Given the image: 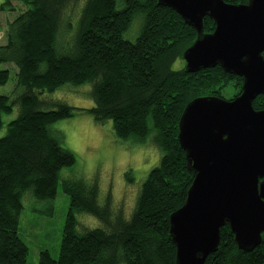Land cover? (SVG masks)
I'll return each mask as SVG.
<instances>
[{
    "label": "trees",
    "instance_id": "16d2710c",
    "mask_svg": "<svg viewBox=\"0 0 264 264\" xmlns=\"http://www.w3.org/2000/svg\"><path fill=\"white\" fill-rule=\"evenodd\" d=\"M2 1V12H14L12 3L23 10L6 24L0 46V65H13L16 71L12 93L0 95V129L3 117L18 109L0 138V264H26L28 248L18 236L23 199L55 197L59 172L72 167L75 157L51 127L77 112H87L97 123L110 121L119 142L154 145L160 159L141 184L127 220L109 222L107 208L97 204L96 185L62 181L69 208L58 258L43 250L37 264H174L168 218L183 205L192 182L177 140L180 114L195 98L224 99L225 88L231 90L232 100L243 80L219 67L194 74L173 70L195 31L157 0H84L68 47H58L57 37L63 10L76 0ZM135 21L137 35L130 41L124 37H131ZM203 26L204 33L214 29L208 18ZM8 79L9 71L0 70V87ZM84 86L90 87L87 96L93 102L87 110L40 100L63 88ZM252 108H264L263 95L254 99ZM82 214L98 220L101 228L78 227L76 217ZM204 264H264V237L252 252L243 253L225 225L216 252Z\"/></svg>",
    "mask_w": 264,
    "mask_h": 264
},
{
    "label": "water",
    "instance_id": "95a60500",
    "mask_svg": "<svg viewBox=\"0 0 264 264\" xmlns=\"http://www.w3.org/2000/svg\"><path fill=\"white\" fill-rule=\"evenodd\" d=\"M195 31L181 55L184 72L219 67L243 80L232 100L204 96L188 102L177 140L192 177L183 205L168 218L174 264H204L230 229L239 251L250 253L264 237V0L228 5L222 0H157ZM208 18L214 29L204 33Z\"/></svg>",
    "mask_w": 264,
    "mask_h": 264
},
{
    "label": "rangeland",
    "instance_id": "374dc122",
    "mask_svg": "<svg viewBox=\"0 0 264 264\" xmlns=\"http://www.w3.org/2000/svg\"><path fill=\"white\" fill-rule=\"evenodd\" d=\"M83 1H70L63 10L57 37L58 47H68L71 44ZM2 4L3 1L0 0V7ZM11 5L14 12L0 10V46L5 43L6 24L12 22L23 10L19 4ZM138 24L135 21L130 29L131 37L125 36V39L134 40ZM182 68L184 63L180 59L172 67L173 70ZM0 70L9 71L8 82L0 87V95H10L15 85L16 71L13 65H0ZM89 92V86L72 90L63 88L51 95H44L40 100L45 105L59 101L78 110H87L93 106L92 100L87 96ZM231 94V90L225 88L222 97L228 100ZM17 114L18 109L14 108L11 115L3 117L0 138L6 132V124L16 118ZM51 129L62 135L60 144L74 155L75 164L59 172L58 186L52 200L38 201L29 196L23 199L18 236L28 248L26 264H37L38 255L43 250L48 251L53 260L58 258L61 234L69 208V198L61 189L62 181L82 182L89 188L96 185L97 204L102 210L107 208L109 222L113 223L118 217L127 220L133 211L141 184L160 159V151L154 145L139 144L132 140L119 142L112 134L110 121L97 123L87 112H77L70 119L60 120ZM76 219L78 227L101 228L100 222L89 215L82 214Z\"/></svg>",
    "mask_w": 264,
    "mask_h": 264
}]
</instances>
